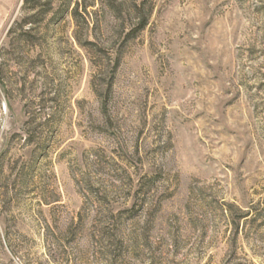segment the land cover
<instances>
[{"label":"rangeland","instance_id":"obj_1","mask_svg":"<svg viewBox=\"0 0 264 264\" xmlns=\"http://www.w3.org/2000/svg\"><path fill=\"white\" fill-rule=\"evenodd\" d=\"M0 264H264V0H0Z\"/></svg>","mask_w":264,"mask_h":264},{"label":"trees","instance_id":"obj_2","mask_svg":"<svg viewBox=\"0 0 264 264\" xmlns=\"http://www.w3.org/2000/svg\"><path fill=\"white\" fill-rule=\"evenodd\" d=\"M78 11L77 9L75 11L72 12V16L74 17V19H76V17L78 16ZM146 25V20L142 17L140 19V23H139V28L137 29V31H141L143 30V28L145 27ZM136 31V30H135ZM79 39V38H78Z\"/></svg>","mask_w":264,"mask_h":264}]
</instances>
